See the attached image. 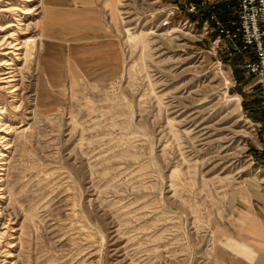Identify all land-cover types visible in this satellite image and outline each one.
<instances>
[{"label":"rangeland","instance_id":"rangeland-1","mask_svg":"<svg viewBox=\"0 0 264 264\" xmlns=\"http://www.w3.org/2000/svg\"><path fill=\"white\" fill-rule=\"evenodd\" d=\"M3 1L0 44L18 9L35 14L20 57L0 56L20 89L0 90V264H210L240 188L264 187L262 99L239 57L191 30L189 0H98L119 53L77 67L52 49L61 57L46 62L42 0Z\"/></svg>","mask_w":264,"mask_h":264},{"label":"crops","instance_id":"crops-1","mask_svg":"<svg viewBox=\"0 0 264 264\" xmlns=\"http://www.w3.org/2000/svg\"><path fill=\"white\" fill-rule=\"evenodd\" d=\"M41 8L38 22L44 37L42 61L60 58L52 50L59 49V54L62 51L69 59H78L77 67L89 64L104 67L111 62V55L119 53L105 30L98 0H42ZM99 71L91 73H103ZM51 83L60 84L57 80ZM254 89L255 97L262 99L261 103L256 102L257 111L264 118V77ZM239 192L232 205V216L216 235V251L210 264H264V187L252 179Z\"/></svg>","mask_w":264,"mask_h":264},{"label":"built area","instance_id":"built-area-1","mask_svg":"<svg viewBox=\"0 0 264 264\" xmlns=\"http://www.w3.org/2000/svg\"><path fill=\"white\" fill-rule=\"evenodd\" d=\"M220 6L230 11L232 19L228 22L216 12ZM204 10L209 11V16L204 17ZM186 13L198 18L190 24L193 32L194 27L203 22V31L213 38L211 47L215 55L222 51L239 57L245 78L261 83L264 77V0H189ZM167 23L165 25L170 21Z\"/></svg>","mask_w":264,"mask_h":264},{"label":"bare ground","instance_id":"bare-ground-1","mask_svg":"<svg viewBox=\"0 0 264 264\" xmlns=\"http://www.w3.org/2000/svg\"><path fill=\"white\" fill-rule=\"evenodd\" d=\"M3 3H5V1L1 0ZM30 1V0H29ZM28 1V2H29ZM3 10H1V12L3 13H11L14 12L15 10L13 9V7H11V4H5V7L2 8ZM17 19H16V23L18 26H14V25H9L6 28L3 29V31H9L13 28H17V30H15L14 32H10L7 35H5L4 40L1 42L0 44V52L1 50L3 51L1 53V57H9L11 59L10 56L12 57H20L19 54H17L18 51L22 50V45H24V43L21 41V37L18 36V32H23L24 29L21 26L24 25H20L22 24L21 22L26 21L28 19H30L35 13H33V11L29 8V9H18L17 11ZM116 7H114L113 9V16L116 18ZM29 28V26H28ZM13 31V30H12ZM28 31V29H27ZM5 47V48H3ZM8 59V60H2L0 62V90H7L10 91V93L12 95H15V99H18V91H20L19 89V83L16 81L17 78V68H15V66L13 65L12 61ZM225 73V72H224ZM225 75H227V73H225ZM7 110L5 107L0 108V204H2V200L3 197L1 196V192L4 191V184L2 183V172L5 171V169H2L5 166V162H6V157L8 156L7 154H5L6 151H8V149L10 148V143L8 142L6 145L8 146L7 148L2 149L4 146L3 144L6 143L9 139H6V136L3 137V133L6 130H9V120L7 119ZM2 208H0V221L2 219ZM8 225V224H7ZM5 226V225H4ZM3 226V227H4ZM7 230H0V243L1 240L5 237Z\"/></svg>","mask_w":264,"mask_h":264},{"label":"trees","instance_id":"trees-1","mask_svg":"<svg viewBox=\"0 0 264 264\" xmlns=\"http://www.w3.org/2000/svg\"><path fill=\"white\" fill-rule=\"evenodd\" d=\"M216 12L219 13V17L224 21V22H228L230 19H232V17L230 16V11L225 7V6H220L218 7V9H216ZM202 14L204 15V17H207L209 16V11H205L202 12ZM191 18L195 21L197 18L194 17V16H191ZM199 25L200 27H202L203 25V22L200 21L199 22ZM237 59L234 57V58H231V57H226L224 59V61H226V63H230L232 67L235 66V64H237Z\"/></svg>","mask_w":264,"mask_h":264}]
</instances>
